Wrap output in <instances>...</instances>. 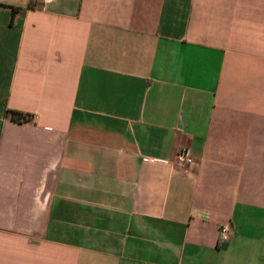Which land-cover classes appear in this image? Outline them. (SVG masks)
<instances>
[{
  "label": "crops",
  "instance_id": "1",
  "mask_svg": "<svg viewBox=\"0 0 264 264\" xmlns=\"http://www.w3.org/2000/svg\"><path fill=\"white\" fill-rule=\"evenodd\" d=\"M0 264H264V0H0Z\"/></svg>",
  "mask_w": 264,
  "mask_h": 264
},
{
  "label": "built area",
  "instance_id": "2",
  "mask_svg": "<svg viewBox=\"0 0 264 264\" xmlns=\"http://www.w3.org/2000/svg\"><path fill=\"white\" fill-rule=\"evenodd\" d=\"M176 162L182 165H193L196 163V159L192 155L189 147H182L176 154ZM232 235V227L226 223L220 226L219 230V242L222 243L230 239Z\"/></svg>",
  "mask_w": 264,
  "mask_h": 264
},
{
  "label": "trees",
  "instance_id": "3",
  "mask_svg": "<svg viewBox=\"0 0 264 264\" xmlns=\"http://www.w3.org/2000/svg\"><path fill=\"white\" fill-rule=\"evenodd\" d=\"M16 8H13L15 10ZM8 115L11 117L12 120L17 122H30L32 121L33 115L30 113H25L18 110H8Z\"/></svg>",
  "mask_w": 264,
  "mask_h": 264
}]
</instances>
